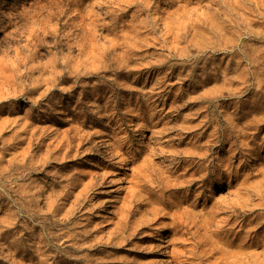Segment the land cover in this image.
I'll return each mask as SVG.
<instances>
[{"label":"rangeland","instance_id":"obj_1","mask_svg":"<svg viewBox=\"0 0 264 264\" xmlns=\"http://www.w3.org/2000/svg\"><path fill=\"white\" fill-rule=\"evenodd\" d=\"M0 264H264V0H0Z\"/></svg>","mask_w":264,"mask_h":264},{"label":"bare ground","instance_id":"obj_2","mask_svg":"<svg viewBox=\"0 0 264 264\" xmlns=\"http://www.w3.org/2000/svg\"><path fill=\"white\" fill-rule=\"evenodd\" d=\"M178 108V107H177ZM207 152V151H206ZM209 152V151H208ZM208 154V153H207ZM209 157V156H208ZM207 157V158H208ZM193 178V177H192ZM165 189H166V187H165ZM164 190V189H163ZM165 191V190H164ZM166 196V195H165ZM169 197H170V194H169ZM167 198V197H166ZM172 213V212H171ZM185 213V212H184ZM181 215V214H180ZM164 230H167V226H164ZM160 238H157V240H159Z\"/></svg>","mask_w":264,"mask_h":264}]
</instances>
